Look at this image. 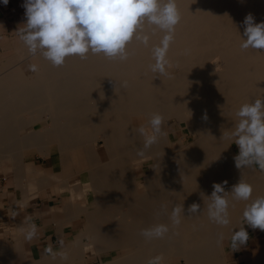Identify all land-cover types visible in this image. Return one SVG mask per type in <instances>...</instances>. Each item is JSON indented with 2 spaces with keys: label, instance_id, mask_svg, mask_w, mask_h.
<instances>
[{
  "label": "bare ground",
  "instance_id": "obj_1",
  "mask_svg": "<svg viewBox=\"0 0 264 264\" xmlns=\"http://www.w3.org/2000/svg\"><path fill=\"white\" fill-rule=\"evenodd\" d=\"M23 3L0 2V11L8 16L15 9L17 17L26 19ZM176 3L182 19L167 54L172 65L168 75L149 68L154 63L151 48L164 35L153 32L154 26L145 25L149 45L133 40L123 62L89 53L85 59L70 56L54 67L39 53L31 55L20 39L1 47V178L11 165L23 200L47 188L57 195L70 193L62 206L51 207L50 220L60 217L52 220L60 237L66 223L81 219L84 225L64 250L51 244L39 249V259L26 256L25 231L19 229L15 243L0 250V264H89L104 254L111 257L101 264H147L156 256L163 257L161 264H264V247L246 259L226 249L232 230L244 223L246 202L227 196L226 227L207 215L214 183L227 181L224 188L230 192L242 175L253 186V199L264 196V171L253 167L241 173L234 161L238 147L230 138L240 106L264 98V51L240 47L246 38L245 17L252 14L256 23L264 22V0ZM152 113L163 115L166 135L141 157L137 149L143 147V137L134 130L148 128ZM183 124L191 141L185 134L172 138ZM53 149L60 156L58 171H38L34 162L26 161L30 153L48 157ZM193 203L200 205V212L191 215ZM180 205L184 215L173 226L171 211ZM158 224L169 227L163 239L149 241L140 234ZM219 233L224 240L218 243ZM49 247L66 251L68 259H53Z\"/></svg>",
  "mask_w": 264,
  "mask_h": 264
},
{
  "label": "clouds",
  "instance_id": "obj_2",
  "mask_svg": "<svg viewBox=\"0 0 264 264\" xmlns=\"http://www.w3.org/2000/svg\"><path fill=\"white\" fill-rule=\"evenodd\" d=\"M4 5L9 0H0ZM26 23L19 27L17 35L31 55L39 53L54 67L62 66L66 58L78 56L85 59L89 53L102 54L108 59L127 61L129 52L127 45L133 40L144 46L149 45L151 36L145 31V25L154 26L153 32L164 33L159 44L152 46L151 55L154 63L149 68L153 73L168 75L172 67L167 59L170 45L174 41L176 26L182 17L176 0H24ZM242 50L249 48L264 51V22L256 23L252 14L244 21ZM190 49L185 50L189 54ZM36 71L35 65L31 66ZM237 122L231 131L230 138L238 147L234 157L235 167L239 170L258 167L264 171V98L244 103L235 113ZM207 119V116H204ZM164 117L160 113H152L148 128L144 126L134 132L143 137V147L137 149L138 156H144L145 150L151 148L166 133L163 130ZM222 183H214L213 191L208 198L207 215L211 222L221 227L230 224L227 196L233 200L244 201L242 214L244 223L238 231L232 230L230 248L238 251L247 245L249 233L243 227L264 231V196L252 198L253 186L242 178L226 192ZM200 205L193 203L188 212L199 213ZM184 213L183 205L172 209L170 219L173 226L181 224ZM30 219V218H29ZM35 223H29L25 238L32 240L37 235ZM169 232L168 225L158 224L142 229L141 235L146 240L163 239ZM224 240V234H218V243ZM55 259L57 255L68 259L66 251L53 252L47 250ZM162 256L150 259L147 264H161Z\"/></svg>",
  "mask_w": 264,
  "mask_h": 264
},
{
  "label": "rangeland",
  "instance_id": "obj_3",
  "mask_svg": "<svg viewBox=\"0 0 264 264\" xmlns=\"http://www.w3.org/2000/svg\"><path fill=\"white\" fill-rule=\"evenodd\" d=\"M10 14L11 15L6 16L2 11H0V49L3 46H4V48L9 47L11 45V40L19 39L16 31L18 30L19 27H23V24L26 23V19H21V18L16 16V10L15 9H12L10 11ZM13 53L14 52L11 51L5 55H6V57H9ZM183 126H184L183 129H180L177 127V131L172 134V138L174 140H177L180 136L185 134V135H187L189 141H191L192 137H191L190 132H189L190 130L185 128V124H183ZM35 127H36V129H40L41 126L39 123H37ZM235 152H236V154H238L239 149L235 148ZM79 154H80V159H81L80 161H81L82 167L85 169L86 164H87L86 160H85L81 151H79ZM26 161L27 162H34L37 165L38 171L45 170L46 167H55L56 170L58 171L59 163H60V156H59V152L56 149H53L52 154L48 157L41 156L37 152L30 153L26 156ZM5 167H6L5 169H7L9 171V173H7V175L5 177H2V178H5L7 180V181L3 180V185L8 184L9 186H11L10 191H12V192L15 189L14 187H16L18 190L17 194L21 195V193H23V191L19 187H17L14 183V176H13V172L11 169V165L5 166ZM1 172L2 171L0 170V179H2L1 178ZM144 172L147 173L148 169L145 168ZM51 193H53V195ZM69 195H70V193L67 194V192L62 193L61 195H57L55 192L50 190V188H47L46 191H44L40 194L37 193L36 191L33 192L27 199H29L31 201V203L37 202L38 198H40V197H42V198L48 197L49 199H52L50 202H46V207L48 210V206H49L48 204L49 203L52 207H53V205L62 206V204H63L62 198L68 197ZM42 198H41V200H42ZM27 204L30 205V202ZM39 204H42V202L39 201ZM49 211H50V213H52L51 207H50ZM44 214L47 215L48 213L45 212ZM72 223L73 222H69V223H66L65 225L72 224ZM82 225H84L83 220H81V219L76 220L74 222V227L72 229L67 230L68 232L70 231L69 235H68V241H65V236L63 233V237H60L61 243L59 244L58 241H54L55 243L51 244V245L58 246V248L64 250L67 247L68 243L74 241L76 238L79 237V229L82 227ZM246 226H248V225H246ZM63 229H64V227H63ZM248 233H249V240H248L247 245L242 246L238 251H235V256L238 259L249 258L251 251H253L257 248H260V247H264L263 246L264 245V231H261L260 229H255V230L253 229L252 230L250 228V229H248ZM41 235H43V234L41 233ZM226 247H227L226 248L227 251L230 252L231 251L230 241L226 242ZM25 252H26L27 257L31 258V257L35 256L36 259H39V252L38 251L35 250V251L30 252V249H25ZM110 257H111V255L104 254V255H102V258H99V257L94 258L93 257L92 259H89L88 263L89 264H101L102 261H107L108 259H110Z\"/></svg>",
  "mask_w": 264,
  "mask_h": 264
},
{
  "label": "crops",
  "instance_id": "obj_4",
  "mask_svg": "<svg viewBox=\"0 0 264 264\" xmlns=\"http://www.w3.org/2000/svg\"><path fill=\"white\" fill-rule=\"evenodd\" d=\"M5 172L6 175L9 173L8 170H5ZM3 180L6 179H0V250L15 243L16 240L14 238V233L19 229H23L25 231H23L24 248L30 249L31 252L36 250L40 253L39 249L47 247L49 244H54V241H58L60 244L61 240L58 235L57 225L53 222L56 221L59 216L55 217V220L52 219L53 221L50 220L52 213H50L49 210L52 206L49 203V206L47 205L48 210L46 207V202H50L52 199H49L48 197H40L37 202L34 203H31L29 199L23 200L22 193L21 195H18L16 187H14L15 189L13 192L10 191L11 186L8 184L3 185ZM39 201H41L42 204H39ZM29 202L30 205L27 204ZM55 206L57 205H53V207ZM45 212L48 214L45 215ZM47 220H50L49 223H47ZM74 222L64 226L63 233L65 241H68V235L70 232L67 230L74 227ZM29 223H35L38 229L37 235L32 240L25 238L26 229ZM41 233L43 235H41Z\"/></svg>",
  "mask_w": 264,
  "mask_h": 264
}]
</instances>
